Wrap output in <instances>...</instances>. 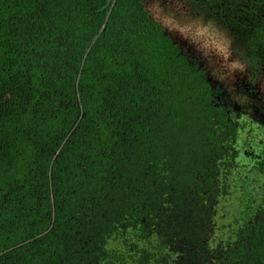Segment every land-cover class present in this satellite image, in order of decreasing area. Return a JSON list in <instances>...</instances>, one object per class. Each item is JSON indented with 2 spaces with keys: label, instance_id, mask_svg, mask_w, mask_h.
<instances>
[{
  "label": "trees",
  "instance_id": "1",
  "mask_svg": "<svg viewBox=\"0 0 264 264\" xmlns=\"http://www.w3.org/2000/svg\"><path fill=\"white\" fill-rule=\"evenodd\" d=\"M145 1L0 0V264L130 260L119 230L165 212L207 226L197 185L245 126ZM179 4L260 76L264 0ZM233 210L227 227L252 219ZM248 237L264 264V218Z\"/></svg>",
  "mask_w": 264,
  "mask_h": 264
},
{
  "label": "flooded vegetation",
  "instance_id": "2",
  "mask_svg": "<svg viewBox=\"0 0 264 264\" xmlns=\"http://www.w3.org/2000/svg\"><path fill=\"white\" fill-rule=\"evenodd\" d=\"M260 70V76L253 81L246 68L244 74H235L232 84L235 94L247 96L251 103L244 102L242 97L239 103L234 102L228 90L218 86L208 71V82L213 81L216 88L226 90L221 94L224 104L235 103L238 119L242 123L247 121L248 131H244L246 135L239 140L240 143L236 139L233 146L231 143L230 147L215 150L211 161L206 162L204 177L201 176L200 186H197L203 189L200 198L204 212L200 214L208 218L207 226L184 228L183 214L172 212L160 214L164 217L162 220L142 219L132 228L119 230L130 233L121 238L123 243L120 246L121 249L128 246L130 260L116 259L114 264H246L249 245L243 241L258 231L264 218V91L260 89V85H264V67L261 66ZM256 83L259 86L253 85ZM242 155L245 160L237 164ZM246 200L253 212L252 219L240 227H227L224 222L227 215L232 217L234 214V202L246 203ZM186 232L192 236L187 238ZM55 264L63 263L58 261ZM74 264H110V261L80 260Z\"/></svg>",
  "mask_w": 264,
  "mask_h": 264
},
{
  "label": "clouds",
  "instance_id": "3",
  "mask_svg": "<svg viewBox=\"0 0 264 264\" xmlns=\"http://www.w3.org/2000/svg\"><path fill=\"white\" fill-rule=\"evenodd\" d=\"M175 3L176 10H172ZM155 13L154 22L170 34H178L182 40H187L200 53L205 61V68L212 77L226 84L234 102L240 99L251 103L247 96L234 94L232 87L235 74H244L246 63L239 57H234L231 37L214 21L204 20L201 17H189L180 9L179 0H152L150 5Z\"/></svg>",
  "mask_w": 264,
  "mask_h": 264
},
{
  "label": "rangeland",
  "instance_id": "4",
  "mask_svg": "<svg viewBox=\"0 0 264 264\" xmlns=\"http://www.w3.org/2000/svg\"><path fill=\"white\" fill-rule=\"evenodd\" d=\"M151 0H146L145 1V8L147 9V11H148V13L150 14V16L151 17H153L154 15H155V13H154V11H153V9H152V7L150 6L151 5ZM180 6H181V11L183 12V13H185L187 16H190V13L188 12V10L182 5V4H180ZM172 10H176V6H175V3H173V5H172ZM165 32L166 33H168L166 30H165ZM172 38H174L176 41H178L179 43H181L182 44V47H183V49H184V51H185V54H187V55H189V57L190 58H194V60H196V62L198 63V66L200 67V69H203L205 72H207V74H208V71L206 70V68H205V61H204V59L202 58V56H201V54L200 53H197L195 50H194V46L193 45H191L187 40H182L181 38H180V36L178 35V34H170V33H168ZM241 75H239V77H240ZM211 77H212V75H211ZM213 78V77H212ZM213 80H216V79H214L213 78ZM216 82H218L217 83V85L219 86V85H222V86H224L226 89H227V86H226V84H224V83H221V82H219L218 80H216ZM259 86V84H255V86ZM260 89H261V91H264V85L263 84H261L260 85ZM235 94V93H234ZM232 95L233 94H231V97H232ZM262 95H264V93H262ZM240 122H241V120H239ZM246 122L247 121H244L243 122V124H244V126H245V129L243 130V131H239V136H238V140H237V143H240L239 142V140L240 139H242L246 134H245V132L244 131H248V125H246ZM235 147H237L238 145H234ZM243 153V149H242V151L240 150V154H242ZM245 160V157H244V155H242L241 156V160H240V156L238 157V162H237V164H240L241 163V161H244ZM228 214H232V213H228ZM231 217V216H230Z\"/></svg>",
  "mask_w": 264,
  "mask_h": 264
},
{
  "label": "water",
  "instance_id": "5",
  "mask_svg": "<svg viewBox=\"0 0 264 264\" xmlns=\"http://www.w3.org/2000/svg\"><path fill=\"white\" fill-rule=\"evenodd\" d=\"M144 6H145V3H144ZM146 9V8H145ZM146 12L148 13V11H147V9H146ZM149 14V13H148ZM149 16H150V14H149ZM151 17V16H150ZM151 19H152V17H151ZM152 20H154V19H152ZM164 34H166V35H168V36H170L168 33H166L165 31H164ZM171 37V36H170ZM172 38V37H171ZM173 40H174V43H178L179 44V46H180V48H181V51H184V49H183V47H182V44L181 43H179L178 41H176L174 38H172Z\"/></svg>",
  "mask_w": 264,
  "mask_h": 264
}]
</instances>
